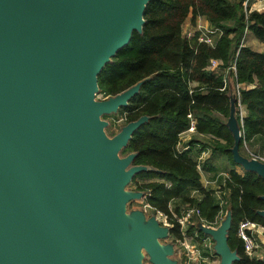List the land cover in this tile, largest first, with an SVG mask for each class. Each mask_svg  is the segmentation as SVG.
<instances>
[{
  "label": "water",
  "instance_id": "1",
  "mask_svg": "<svg viewBox=\"0 0 264 264\" xmlns=\"http://www.w3.org/2000/svg\"><path fill=\"white\" fill-rule=\"evenodd\" d=\"M151 0H0V264H178L170 237L126 187L141 172L122 156L147 116L107 137L143 82L97 101L98 75L134 32ZM230 85V84H229ZM226 127L232 161L264 181V163L240 153L231 87ZM264 201V196L261 197ZM257 214L264 218V211ZM231 212L217 228L200 223L218 264L239 261L228 245Z\"/></svg>",
  "mask_w": 264,
  "mask_h": 264
},
{
  "label": "trees",
  "instance_id": "2",
  "mask_svg": "<svg viewBox=\"0 0 264 264\" xmlns=\"http://www.w3.org/2000/svg\"><path fill=\"white\" fill-rule=\"evenodd\" d=\"M243 4L244 0L149 1L142 32H134L129 44L104 66L98 75V89L109 98L143 82L117 115L125 125L142 116L149 118L133 133L121 155L134 153L133 165L156 170L141 172L132 180L134 191L145 194L144 201L152 212L170 216L185 206H196L202 218L211 222L220 210L219 193L232 216L228 245L239 257L233 264H264V259L246 256L236 236L242 220L264 227V218L257 214L264 211V181L232 161L229 150L233 139L226 122L233 83L221 91L225 69L233 61L245 30L264 45V11H250V6L244 9ZM199 18L222 33L214 38L212 47L182 34L186 20L193 24ZM213 60L220 62L215 69L210 68ZM235 81L244 87L239 96L245 110L242 122L236 115L242 132L240 153L244 143L249 147L260 144L264 150V51L240 48ZM188 115L195 121V133L182 143L188 149L179 150L181 135L189 127ZM204 153L225 156L230 164L223 173L226 177L215 182L218 188L201 183L202 173L216 172L209 164L210 157L201 162ZM171 236L179 237L177 227Z\"/></svg>",
  "mask_w": 264,
  "mask_h": 264
},
{
  "label": "built area",
  "instance_id": "3",
  "mask_svg": "<svg viewBox=\"0 0 264 264\" xmlns=\"http://www.w3.org/2000/svg\"><path fill=\"white\" fill-rule=\"evenodd\" d=\"M202 20L203 19L199 18L194 26L184 32L183 36L188 40L194 39V37H196L197 43H202L212 47L215 44L214 38L220 37L222 33L219 30L210 27L207 23H205L204 20V22ZM247 33V30H245L240 45L236 49V54L233 58V61L225 69L223 88L221 89V91H223L229 86L230 83H233L237 101L236 115H238L240 122H242L245 116L244 107L239 102L240 91L244 89V87L242 85H238L235 81L236 59L240 48L245 44ZM219 64L220 62L213 60L210 63V68L215 69ZM187 118L189 119V127L187 131L181 135V142L178 146L179 150L188 149L187 147H182V143H185L187 140H189L190 136L195 133L194 119L191 117V115H188ZM245 146H247L246 143L243 144V147ZM205 155H207V153H204L200 158L201 162L206 160V157L204 158ZM248 158L264 163V158L260 156L250 154ZM197 168L200 171V167L198 166ZM220 177L225 178L226 175L219 174L215 177L213 184L216 188L218 187L216 186L215 182H217V179ZM217 196L220 210L214 216L211 222H206L202 218L201 211L196 206H185L178 214L171 212L170 216L162 214L158 211H151L152 215L156 217L161 225L171 229L175 227L178 228L179 237H172L170 234L168 239V242L172 243L174 246L175 259L178 261V264H213L216 261L217 257L214 254L212 240L210 237L204 236L197 231V224L200 223L209 228H217L223 221L228 208V202L224 200L223 197H219V193H217ZM144 200L142 203V208L146 211L152 210ZM223 208L226 209L225 212ZM263 232L264 227L250 220H242L238 223L236 228V236L241 240L244 253L249 258L262 260V258L260 259L257 257L256 253L260 248L258 239L260 234Z\"/></svg>",
  "mask_w": 264,
  "mask_h": 264
},
{
  "label": "rangeland",
  "instance_id": "4",
  "mask_svg": "<svg viewBox=\"0 0 264 264\" xmlns=\"http://www.w3.org/2000/svg\"><path fill=\"white\" fill-rule=\"evenodd\" d=\"M254 1H256V0H249V1L244 0V4H243L244 9H247L248 6H250V11H252L251 4ZM245 2H246V4H245ZM95 99L97 101H103L106 98L103 97L102 94L98 93L95 96ZM222 119L224 120V118H222ZM101 120H103L107 123V126L104 128V132L107 135V137H109V138H112L113 136H115L120 131V129L125 125L124 119L117 114L104 115L101 117ZM241 154L247 158L249 157L250 154L264 158V150L262 149V146L260 144H257L255 146H251V147H249V146L242 147ZM210 156H211L210 161H212L213 163H209V164L210 165L213 164V168L216 170V172L226 173L227 170L230 169V164H229V162L225 156H221L219 154L210 155ZM134 189H135V185L132 182L126 187V190H129V191H134ZM142 203H143V201L130 202L129 204L126 205V211L131 212L133 210L139 209V210H143L147 217L152 216V212H151L152 210H147V211L144 210L142 208ZM161 242L167 243L168 240L167 241H161ZM218 263H219V258L217 257L216 261L213 264H218ZM143 264H150L148 262V257L146 255L144 257Z\"/></svg>",
  "mask_w": 264,
  "mask_h": 264
},
{
  "label": "crops",
  "instance_id": "5",
  "mask_svg": "<svg viewBox=\"0 0 264 264\" xmlns=\"http://www.w3.org/2000/svg\"><path fill=\"white\" fill-rule=\"evenodd\" d=\"M252 6V11L256 10L259 12L264 11V1L263 0H256L254 2H252L251 4ZM198 20V19H197ZM197 20L195 21V23H191V21L188 19L184 22L183 28H182V34H184L185 31L189 30L192 26H194L197 23ZM206 23V22H205ZM246 47L250 48L252 51L256 52V53H261L264 51V45L261 44L260 42H258L251 33H247L246 38H245V44ZM206 157V160L209 159V157L211 158L210 154L207 153V155L204 156V158ZM208 158V159H207ZM208 163V162H207ZM210 163H213L212 161H210ZM213 168V164L210 165ZM214 169V168H213ZM216 173V172H215ZM213 171H207L204 172L201 175V183L204 187H214L213 184V180L215 179V177L219 174H223L224 172H218L216 175ZM259 245L260 248L257 250V257L258 258H262V260L264 259V232L260 234L259 236Z\"/></svg>",
  "mask_w": 264,
  "mask_h": 264
}]
</instances>
